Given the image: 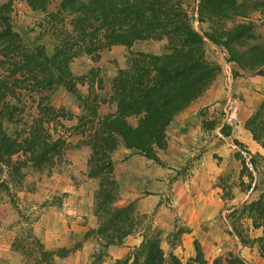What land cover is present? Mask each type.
<instances>
[{
  "label": "rangeland",
  "instance_id": "rangeland-1",
  "mask_svg": "<svg viewBox=\"0 0 264 264\" xmlns=\"http://www.w3.org/2000/svg\"><path fill=\"white\" fill-rule=\"evenodd\" d=\"M8 1L14 30L50 54L55 42L45 31L43 15L16 0H0V5ZM181 2L193 15V28L205 31L207 26L198 24L194 14L197 0ZM249 20L264 42V15L254 13ZM235 22L224 20L220 24L229 28ZM164 43L148 40L133 44L129 50L114 46L100 52L97 59L78 55L70 61L75 92L59 86L47 99L62 116L55 124L56 134L66 143L62 157L50 170L0 167V264H110L130 256L143 236L157 238L164 255L172 254L181 264H193L194 243L207 264H230L233 257L244 264H264L251 241L261 235V229H252L244 214L237 219L230 217L243 202L264 195V151L250 153L234 143L238 141L231 133L238 122L244 129L246 120L264 100V77L228 62L224 50L207 40L206 61L216 65L218 72L207 89L183 110L193 124L189 135L167 136V127L164 149L155 150L158 162L119 145L110 155L109 170L89 175L90 152L81 143L84 137L74 129L76 119L84 114L79 98L95 97L98 114L112 113L111 80L125 67L128 54L159 55L164 52ZM141 116L129 114L125 120L135 126ZM260 121L263 128L264 114ZM22 159L12 157L16 162ZM242 161L248 176H240ZM12 168L20 171L16 174ZM147 171L152 177L145 181L143 173ZM196 197L217 202V211L192 228L191 220L179 210ZM121 210H126L127 216H119L116 223ZM103 227L114 244L107 245L97 236ZM193 229L195 235L185 236ZM235 232L246 244L240 243ZM125 233L128 235L122 237Z\"/></svg>",
  "mask_w": 264,
  "mask_h": 264
},
{
  "label": "trees",
  "instance_id": "trees-1",
  "mask_svg": "<svg viewBox=\"0 0 264 264\" xmlns=\"http://www.w3.org/2000/svg\"><path fill=\"white\" fill-rule=\"evenodd\" d=\"M16 1L43 15L45 31L55 43L50 54L42 46L28 43L12 26L11 2L0 5V167L6 169L21 165L33 171L50 170L62 157L66 143L55 130L62 116L47 99L59 86L75 92L69 63L78 55L97 59L100 52L114 46L129 50L138 42H165L159 55L128 54L125 67L111 80L112 113L98 114L95 97L79 98L84 114L76 119L74 129L89 149L90 177L109 170L110 155L119 145L158 162L155 150L164 149L165 130L173 117L198 98L218 72L216 65L206 61L204 40L224 50L228 62L264 77V42L249 20L254 13L264 15V0H197L196 21L207 26L201 33L193 28V15L182 7L181 0ZM224 20L236 22L224 28L220 24ZM129 114L142 115L135 126L126 122ZM263 114L264 100L246 120L244 129L264 151ZM12 157L23 159L16 162ZM241 166L240 176H248L243 161ZM19 169L12 168L16 174ZM243 214L252 229H261V235L251 241L264 258V195L243 202L230 217L237 219ZM119 216H127L126 210L119 211L116 223ZM106 229H98L97 236L107 245L114 244ZM235 234L242 245L246 244L239 232ZM193 251V264H207L197 243ZM110 264L181 263L172 254L164 255L157 238L143 236L130 256ZM230 264L244 263L233 257Z\"/></svg>",
  "mask_w": 264,
  "mask_h": 264
},
{
  "label": "crops",
  "instance_id": "crops-1",
  "mask_svg": "<svg viewBox=\"0 0 264 264\" xmlns=\"http://www.w3.org/2000/svg\"><path fill=\"white\" fill-rule=\"evenodd\" d=\"M192 126L193 124H192L190 117L186 115V112L182 111L181 113H179L178 115L174 117L173 121L170 123V125L168 126L166 130V135L167 136L168 135L187 136L191 132ZM231 133H232V138L236 139L250 153L252 154H262L263 153V149L257 143H255L251 139L250 134L242 128V123L238 122L237 125L233 126ZM168 145H169V142L167 143V149H168ZM168 150H166V152ZM165 170L168 171V169H165ZM143 175H145L146 178H143V176H140V177H142L145 181L149 179L147 177L149 176L152 177L148 171L144 172ZM195 199L196 200H192V201L188 200L187 201L188 204H186V207L182 206L181 210H179L182 216L191 220L192 228L194 226L200 225L203 219H208V218L213 217L214 213H216L217 211L216 210L217 202L213 201L211 204L210 202H206V200L200 197H196ZM180 201L181 200L179 199V202ZM191 234L195 235V229H193L190 233L186 234L185 236H188Z\"/></svg>",
  "mask_w": 264,
  "mask_h": 264
}]
</instances>
